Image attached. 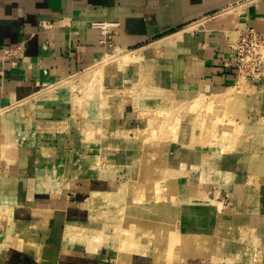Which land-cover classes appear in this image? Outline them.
<instances>
[{"label": "crops", "instance_id": "1", "mask_svg": "<svg viewBox=\"0 0 264 264\" xmlns=\"http://www.w3.org/2000/svg\"><path fill=\"white\" fill-rule=\"evenodd\" d=\"M103 25L109 45L100 41ZM249 26L264 30V0H0V264H167L168 228L123 211L108 215L120 242L103 228L102 208L115 204L116 183L90 170L92 163L74 162L73 144L67 181L55 174L57 165L38 163L29 171L26 148L6 146L55 147L78 139L93 103L62 81L101 63L110 50L143 49L162 60L156 76L176 100L219 96L241 78L232 42ZM16 46L20 53L4 56ZM119 66L104 68L109 84L127 77ZM247 117L264 118V86L252 94ZM244 162L251 167L254 159ZM82 164L94 176L77 175ZM156 227L168 230L158 250ZM156 252L164 258L156 260Z\"/></svg>", "mask_w": 264, "mask_h": 264}, {"label": "rangeland", "instance_id": "2", "mask_svg": "<svg viewBox=\"0 0 264 264\" xmlns=\"http://www.w3.org/2000/svg\"><path fill=\"white\" fill-rule=\"evenodd\" d=\"M118 51L125 58L109 61L104 68L113 65L117 71L119 63L127 73L123 80L116 76L117 81L109 84L103 74L89 85L86 78L100 68L99 60L62 81L77 98L93 103L78 139L55 147L36 148L28 141L6 147L22 144L29 171L34 172L38 163L57 165L59 173L51 172L67 181L73 144L74 162L92 163L90 170L116 183L117 194L110 198L115 204L102 208V219L108 223L103 228L116 241L120 242L121 233L108 218L123 211L141 223L170 230L167 264H264V161L260 162L264 160V118L247 117L252 94L264 86V76L242 75L228 99L200 105L193 97L176 100L162 91L163 81L156 76L162 60L146 57L143 49ZM204 97L208 102L218 95ZM249 131L254 137L244 140ZM245 158L254 159L251 167L245 166ZM86 166L82 164L77 175L94 176ZM234 183L247 187L233 189ZM156 229L158 250L168 230ZM164 256L165 252H156V260Z\"/></svg>", "mask_w": 264, "mask_h": 264}, {"label": "built area", "instance_id": "3", "mask_svg": "<svg viewBox=\"0 0 264 264\" xmlns=\"http://www.w3.org/2000/svg\"><path fill=\"white\" fill-rule=\"evenodd\" d=\"M253 2L256 0H245ZM101 43L109 45L110 35L107 33L105 25L101 26ZM233 55L232 63L238 67L239 75L249 78L261 79L264 76V30H259L254 26L240 29L232 42ZM21 46L4 49V56L18 54Z\"/></svg>", "mask_w": 264, "mask_h": 264}, {"label": "bare ground", "instance_id": "4", "mask_svg": "<svg viewBox=\"0 0 264 264\" xmlns=\"http://www.w3.org/2000/svg\"><path fill=\"white\" fill-rule=\"evenodd\" d=\"M125 56L126 55L123 54V53L120 54V51H118V50L115 51V52H113V53L107 54V56L102 60V62H101L102 65L100 66V68H97V69L95 68L96 70L93 71L94 72V73H92L93 75L90 76V78H88V79L86 78L87 83L89 82V85H92L95 80L99 79L98 76H100V75L102 76L104 74L103 73L104 65L107 64L109 61H112V60L119 61V59L125 58ZM233 89H235V87L232 86V87H230L228 89L227 92L220 94L218 96V98L213 99V100H210L208 102H205V99L206 98L204 97L205 96L204 94H200L199 96L195 97V99H193V101L196 102V103H198V104H200V105H202L204 103L216 104L217 102H220V101H223V100L225 101L226 99H228V97L230 95H233L234 94V92H232ZM176 173H179V172H176ZM172 176H173V174H172ZM162 182H164V180H162Z\"/></svg>", "mask_w": 264, "mask_h": 264}]
</instances>
